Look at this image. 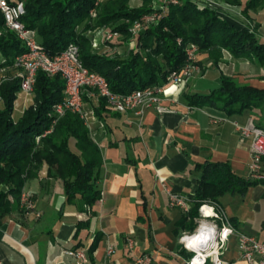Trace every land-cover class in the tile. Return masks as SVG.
Here are the masks:
<instances>
[{"label":"crops","instance_id":"0c3cea01","mask_svg":"<svg viewBox=\"0 0 264 264\" xmlns=\"http://www.w3.org/2000/svg\"><path fill=\"white\" fill-rule=\"evenodd\" d=\"M225 6L220 9L228 20L240 27L256 28L264 39L261 14L248 21L238 7ZM221 74L242 86L264 90L262 67L224 52L218 69H209L201 81L185 86L176 99L164 100V106L171 110L168 113L160 114L152 107L142 116L135 111H111L99 118L95 113L90 132L101 149L103 169L98 183L101 200L94 212L67 204L62 181L44 166L23 190L33 195L35 213L15 211L0 225V264H78L68 253L76 251L80 242L79 250L87 256L85 264H135L145 255L153 257L152 264H189L196 255L203 256L206 264H258V256L253 263L242 257L237 236L224 233V222L214 216L218 212L215 203L201 207L192 230L183 226L203 173L197 165L208 160L229 163L239 176L249 178L251 142L242 139L233 121L245 123L255 117L264 127L259 116H227L191 107L182 98L184 93L216 90ZM86 108L93 110L89 102ZM170 193L184 196L189 210L171 206ZM219 205L235 228L264 243L263 185L252 187L244 196L226 195ZM88 220L90 227L77 239L78 224ZM202 234H209V239L198 248H189V240ZM129 240L136 243L133 249ZM109 246L114 247L112 255L108 254Z\"/></svg>","mask_w":264,"mask_h":264},{"label":"trees","instance_id":"16d2710c","mask_svg":"<svg viewBox=\"0 0 264 264\" xmlns=\"http://www.w3.org/2000/svg\"><path fill=\"white\" fill-rule=\"evenodd\" d=\"M8 1L25 4L22 21L37 32L39 44L50 56L60 54L72 43L77 44L85 67L105 77L116 94L127 95L148 87L164 86L171 73L185 66L190 45H195L199 54H207L215 67L227 51L235 59L248 60L264 69V39L256 28L240 27L220 17L219 10L212 5L201 6L195 0H181L178 5L169 6L159 23L134 37L136 49L126 59L95 53L85 32L117 25L114 30L128 43L135 22L153 11V0H139L142 2L139 7H133L132 0ZM225 2L240 6L249 21L258 19L259 12L264 19V0H247L244 5L240 0ZM93 9L98 11L97 19L91 18ZM25 50L16 33L6 27L0 10V69L12 66ZM219 80L220 87L209 94L184 93L182 98L191 107L213 109L227 116L248 114L264 119V90L242 86L224 74ZM19 90L18 79L4 83L0 89L4 102L0 110V225L15 211L29 213L21 207L20 198L27 182L37 178L44 166L48 167L50 175L62 181L67 204H78L82 212H94L101 200L98 183L103 156L79 115L67 112L53 126L54 107L66 99L63 78L40 72L34 88V104L16 119ZM85 100L99 118L110 114L106 100L101 99L96 104L87 97ZM257 124L263 127L261 122ZM51 129V133L45 135ZM197 168L202 170V177L183 221V226L191 230L204 204H220L226 195L244 196L252 187L264 186V181L242 178L229 163L208 160ZM89 227L90 220L80 222L75 237L78 239L80 232ZM97 242L95 240L90 254ZM81 246L80 242L76 251Z\"/></svg>","mask_w":264,"mask_h":264},{"label":"built area","instance_id":"2783aa9c","mask_svg":"<svg viewBox=\"0 0 264 264\" xmlns=\"http://www.w3.org/2000/svg\"><path fill=\"white\" fill-rule=\"evenodd\" d=\"M181 0H163L164 4H180ZM0 10L4 15L6 27L15 32L18 39L23 43L26 50L17 56L12 66H5L0 69V89L7 81L19 80L20 90L17 94L15 107L21 96L26 97L27 105L23 108L21 116L25 110L34 104V88L37 76L43 72L49 76H61L65 83L66 99L63 103L54 107L52 113L53 126L63 118L67 112H71L80 116L85 125L90 129L91 121L94 119L95 111H88L86 108L87 97L90 100L99 102L101 99L106 100L108 108L116 113L126 114L135 111L142 116L146 109L155 108L158 113L164 114L171 110L164 106V100H174L181 94L185 88L183 79L189 76L196 69L192 62L196 61L197 48L190 45L188 53V65L178 72L170 74L169 85L159 87H148L136 90L130 94H116L111 91L108 81L102 75L90 71L85 67L81 60L80 47L72 43L63 52L56 56H50L45 48L39 44L37 40V32L29 29L23 23L22 18L26 13L25 4L19 2L11 4L8 0H0ZM92 15H95L92 13ZM162 16L154 15L143 20L144 23H138L136 28H144L143 25L159 22ZM116 36V34H115ZM113 35H109L111 39ZM176 99V98H175ZM171 100V101H172ZM3 98L0 93V103ZM19 116V117H21ZM235 129L239 132L243 140H250L251 146V164L249 178L253 181H264V127L257 124L255 117H249L245 123L233 121ZM52 129L45 133H51ZM170 202L173 207H180L185 211L189 210V202L184 196L170 193ZM21 207L29 212L35 213V201L33 195L23 192L20 198ZM218 209L215 217L224 222V233L227 237L237 236L239 248L242 257L250 263L255 261L258 256V264H264V243L260 242L255 236L239 231L234 227L225 210L217 203L214 204ZM40 217L39 213H36ZM129 247L133 249L136 245L135 241L129 240ZM114 253V247H108V254ZM70 256L77 260L78 264L87 263L86 253L82 250L70 251ZM202 264H206L207 260L196 255ZM192 258L189 262L191 264ZM153 257L151 255L141 256L135 264H152Z\"/></svg>","mask_w":264,"mask_h":264},{"label":"rangeland","instance_id":"374dc122","mask_svg":"<svg viewBox=\"0 0 264 264\" xmlns=\"http://www.w3.org/2000/svg\"><path fill=\"white\" fill-rule=\"evenodd\" d=\"M195 1H197L201 6H204V4L212 5L213 7H215L216 9L219 10L218 13H219L220 17H222L223 19H227V17H225V15H223L220 8H222V7L224 8L225 5L226 6L229 5L231 7H238V11L240 10L239 13L243 16L242 8L240 6L230 5V4L226 3L225 0H195ZM240 1H242L243 5H244V3L247 0H240ZM131 5L133 7H139L142 5V2L139 0H132ZM171 5H178V4H164L163 0H153V3H152V10L153 11L151 13H149L148 15L144 16L143 18H141L140 20L135 22V24L132 26V29H131L132 38H130V41L128 43H124L123 36L114 30L117 25L116 26L110 25V26L96 27L94 29H90V30L86 31L85 35L91 39L92 48H93L95 53L108 54V55L113 56V57H119L120 59L129 58L131 53L133 52V50L136 49V43L134 41V37L136 35H139L144 29H147V28L151 27L152 25L159 23L162 20V18L164 17V14H165L167 8ZM217 6H218V8H217ZM92 13H94L95 15H92ZM259 14H261V12L257 13V15H259ZM154 15L162 16V18L160 19L159 22L145 24V25H143L144 28H140L141 30H138L136 28V25L138 23H144L143 22L144 19H146L147 17H150V16H154ZM97 17H98V11H97V9H93L91 11V18L97 19ZM247 27L250 28L251 26H247ZM115 34H116V36H115ZM109 35H113V37L111 39H109L108 38ZM178 41H179V43H181V40H178ZM188 48H189V46L187 47V50H188ZM224 52H227V51H224ZM188 61H189V59H188V53H187V62L185 65H188L187 64ZM190 64H193V66L196 67V69L194 71L192 70L191 74L189 76H186L183 79V81L185 82V84H184L185 86L192 85L196 79L201 81L209 69L210 70L215 69V68L218 69V67H219V65L217 67L214 66V64L208 59L207 54H199L198 48H197V52H196V61L192 62ZM178 73H180V72H178ZM165 85H169L168 79H167V82ZM25 104L27 105L26 97L21 96L20 99L18 100V104L15 107L14 115H15L16 119H18L19 116H21L23 108L26 106ZM3 106H4V102L0 103V110L3 108Z\"/></svg>","mask_w":264,"mask_h":264},{"label":"clouds","instance_id":"9594fccd","mask_svg":"<svg viewBox=\"0 0 264 264\" xmlns=\"http://www.w3.org/2000/svg\"><path fill=\"white\" fill-rule=\"evenodd\" d=\"M212 232L214 233V229H212ZM209 239V234H202L198 239L197 241H195L194 243H200V242H203V241H207ZM181 242H183V238L181 240ZM189 248H192L193 245L192 244H189L188 245ZM191 264H202V261L197 257V258H194L191 262Z\"/></svg>","mask_w":264,"mask_h":264},{"label":"bare ground","instance_id":"6f19581e","mask_svg":"<svg viewBox=\"0 0 264 264\" xmlns=\"http://www.w3.org/2000/svg\"><path fill=\"white\" fill-rule=\"evenodd\" d=\"M198 238H199V237H196L195 239H190V240H189V244H192L193 247L198 248L201 242L198 243V244H197V243H194L195 241H197ZM195 248H194V249H195Z\"/></svg>","mask_w":264,"mask_h":264}]
</instances>
